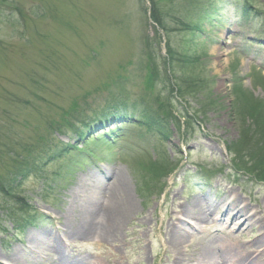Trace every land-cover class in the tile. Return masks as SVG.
Listing matches in <instances>:
<instances>
[{
  "label": "rangeland",
  "instance_id": "obj_1",
  "mask_svg": "<svg viewBox=\"0 0 264 264\" xmlns=\"http://www.w3.org/2000/svg\"><path fill=\"white\" fill-rule=\"evenodd\" d=\"M217 1V10L228 12L222 21L213 19L215 29L209 26L205 34L208 40H203L202 36L179 30L182 23L199 19L202 5L196 0H0V187L3 189L0 190V226L8 231V235L0 233L1 251L27 244L30 232L42 228L51 231L49 223H42L41 219L19 230V236H13L12 220L34 214L30 211L27 216L20 211L24 201L20 203L17 196L6 195L4 189L20 193L31 206L49 211L57 224H63L74 180L95 171L96 167L74 154L50 162L48 155L63 151L62 146L68 141V137L52 132L59 126L65 133L73 134L75 125L60 126L91 120L96 117L95 112L116 104L131 110L140 107L147 112L149 107L152 112H160L159 104L165 101L168 118L165 127L170 138L162 148L158 126L152 125L151 133L133 129L114 146L98 138L99 131L94 129L97 124L92 125V130L82 128L88 137V148L100 158L92 164L110 175L112 171L122 174L136 211L129 214L116 237L105 241L109 244L95 242L98 239H68L71 244L84 247L94 258L108 250L122 264H159V256H154L163 243L159 231L169 223L174 206L171 199L164 207L161 205L164 193L159 198L151 196L152 185H165L167 181L164 192L172 189L178 193L179 200L190 193V197H195L202 192L219 199L217 188L205 185L198 174L199 178L191 177L184 182L182 171L194 165L227 177L234 185L235 194L262 211L264 181L235 166L234 171L242 175L230 178L233 163L227 147L231 144L241 151L239 161L247 162L250 172L259 171L263 175L260 169L264 168V158H257L263 166L254 167V161L256 153L264 149V134L257 135L261 130L250 125L257 111H263L264 107V76L256 71L257 64L252 59L258 53L256 62L261 61L264 48L258 51L260 43L250 45L248 41L254 35V39L259 37L258 42H264V0H251L261 14L248 23L236 19L235 7H241L245 0ZM154 9L167 32L154 25L151 18ZM168 36L177 43L175 47L181 56L201 54L195 70L186 69L176 60L169 64L165 44ZM246 47H249L248 57L241 51ZM152 59L157 62L156 76H164L169 89L148 83L155 74L151 73ZM171 68L176 70L173 72L176 79L170 76ZM194 76L199 77L201 90L198 87L193 93L178 95L177 84L191 86ZM233 77L242 79L241 85L235 87L237 91L232 86ZM169 95L181 102V105L176 102L178 108L170 106ZM186 111L194 123L181 116L188 114ZM116 125L119 123L108 127H113L119 137L128 134L121 128L119 131ZM245 132L252 135L245 137ZM182 155H187L188 160ZM28 157L47 164L44 172L53 180L40 179L41 170L39 173L29 170V178H21L19 183V175L26 171V166L18 162ZM75 161L77 164H73ZM174 161L184 162L175 184V179H169L170 173L161 178ZM56 171L61 174H55ZM258 219L264 224V212ZM239 234V240L246 242L255 238L256 231L250 228ZM130 242L135 245L132 249ZM45 254H38L41 261L33 264H47L42 257ZM100 263L108 264L107 258Z\"/></svg>",
  "mask_w": 264,
  "mask_h": 264
},
{
  "label": "bare ground",
  "instance_id": "obj_2",
  "mask_svg": "<svg viewBox=\"0 0 264 264\" xmlns=\"http://www.w3.org/2000/svg\"><path fill=\"white\" fill-rule=\"evenodd\" d=\"M68 202L63 235L72 239L81 237L109 241L117 236L118 230L130 217L129 214L136 211L122 174L117 171L111 172L108 181H104L97 171H90L76 178L69 192ZM221 202L222 205L225 204L223 215L230 223L227 224L228 228L222 230L223 234L213 231L210 226L212 216ZM262 205L264 207V196ZM176 212L193 220L199 233L190 226L184 228L188 222L184 218H179L176 225L168 224L166 244L174 252L172 264H264V225L254 219L256 210L250 209L239 195L227 192L217 203H212L208 195L204 194L179 204ZM232 226L234 230L227 231ZM253 226L257 227L256 238L247 243L239 241V233ZM62 240L61 235H50L45 229L30 232L27 239L29 247L20 248L21 245L17 244L16 248L5 252L0 250V263H3V257L10 264L36 263V260L41 261L38 256L40 251H51L53 248L59 254ZM64 254L61 251L56 258H48L47 263L86 264L85 259L69 260ZM91 264L104 263L94 260Z\"/></svg>",
  "mask_w": 264,
  "mask_h": 264
},
{
  "label": "trees",
  "instance_id": "obj_3",
  "mask_svg": "<svg viewBox=\"0 0 264 264\" xmlns=\"http://www.w3.org/2000/svg\"><path fill=\"white\" fill-rule=\"evenodd\" d=\"M152 17L154 18V21L159 26H161L162 29L164 30L165 29L164 22L161 19L160 15L156 13L155 9L153 11ZM175 46L176 45L173 42H171L170 39L167 40V49H168V53H169L170 60H173V61L174 60H176V61L181 60L182 61L181 64L182 63H186V64H183L184 67H187L186 69L189 68L190 70H195L197 68V66H198V64L196 63L198 61V56H200V58H201V54L198 53L196 56H188L187 54H185L184 56H181L178 53V51H177V49H176ZM187 50L188 51H191L192 49H187ZM188 54L194 55L195 53H190L189 52ZM181 57H183V58H181ZM194 79H195V81L193 80L194 83L191 84V86L186 87V89H183L181 87V88H179L180 91L183 90L181 92L185 94V92L186 93H193L194 91H196L198 89V87L201 90V88L203 87V85L200 84L199 77H195ZM262 128L264 129V126H262Z\"/></svg>",
  "mask_w": 264,
  "mask_h": 264
}]
</instances>
